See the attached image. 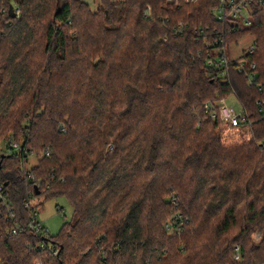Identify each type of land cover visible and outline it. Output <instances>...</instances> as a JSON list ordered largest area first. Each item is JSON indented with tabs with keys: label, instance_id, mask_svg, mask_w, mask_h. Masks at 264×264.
<instances>
[{
	"label": "trees",
	"instance_id": "trees-1",
	"mask_svg": "<svg viewBox=\"0 0 264 264\" xmlns=\"http://www.w3.org/2000/svg\"><path fill=\"white\" fill-rule=\"evenodd\" d=\"M219 4L0 0V142L21 146L0 181L23 221L41 194L74 209L58 236L6 234L0 217V263L264 264V91L208 66L216 40L251 34L241 59L264 81V6L230 33ZM232 95L245 133L205 109Z\"/></svg>",
	"mask_w": 264,
	"mask_h": 264
},
{
	"label": "built area",
	"instance_id": "built-area-1",
	"mask_svg": "<svg viewBox=\"0 0 264 264\" xmlns=\"http://www.w3.org/2000/svg\"><path fill=\"white\" fill-rule=\"evenodd\" d=\"M168 1L176 2V4L179 2V0ZM255 4L264 6V0H220L219 6L213 10V14L219 22L228 21L230 23V33L233 31L236 32L252 25V13L254 12ZM225 40V35L220 38V41L216 40L215 45L218 44V47L214 48L212 52H209L208 66L217 76L228 79L230 66L237 65L238 72L246 75L247 84L249 86H256L260 92L263 93L264 81L257 80L258 74L255 71L256 64L252 63L251 65H247L246 62L241 59L243 54H249L255 51L254 45H250L247 50L244 49L239 57L231 58L228 51L229 46H227ZM208 45L212 46L213 44L209 42ZM227 99H220L216 102H206L205 109L210 115V118H220L222 122L227 123L231 127H236L243 132L248 131L253 121L249 119L247 112L242 106L241 109L238 110L236 107L226 102ZM256 103L264 118V94ZM218 108L220 109V113L218 112ZM20 150V144L15 140L14 136H10L4 142V145H0V158L11 156ZM25 205L29 209L28 221H23L18 218L14 205L9 199L6 184L0 181V217H3L6 222L9 223L7 227L3 228L5 229V233L17 234L30 231L39 236H51L50 230L38 218L42 204L33 203L32 198H30L25 202ZM57 210H61V207L57 206ZM3 229L0 227V233H2L1 231ZM45 248L49 249L54 254L57 252L55 245H48L45 242H41L39 249L43 250ZM237 259H240L239 255Z\"/></svg>",
	"mask_w": 264,
	"mask_h": 264
},
{
	"label": "rangeland",
	"instance_id": "rangeland-1",
	"mask_svg": "<svg viewBox=\"0 0 264 264\" xmlns=\"http://www.w3.org/2000/svg\"><path fill=\"white\" fill-rule=\"evenodd\" d=\"M84 1L89 5V7L92 10H96L101 4V0H84ZM15 11L17 12V14H19L18 12L20 10L16 8ZM49 20H50V16L45 19V21H49ZM253 41H254V36L250 34L240 39L238 42L230 44L228 48L230 57L231 58L239 57L244 49L247 50L249 46L253 44ZM221 99H225V98H221ZM226 102L233 105L238 110L241 109V103L234 95L230 96ZM218 112L220 113L219 108H218ZM7 139H3L0 142V145H4V142ZM36 164H38V158L36 156L30 157L29 162L26 165L27 169L30 170L34 168ZM32 201L33 203L36 204H42V206L40 207L41 209L38 218L50 230L51 234L54 236H58L60 234L65 223H71L72 221H74V215H73L74 209L70 204L69 200L64 196H57L47 199L43 194H41L33 197ZM57 206H60L61 210H57ZM235 230L238 229L232 230L231 231L232 233L230 232V235L234 234V232H236ZM208 233L212 234L210 230ZM224 236H229V233ZM254 236L259 237V234H254ZM186 254L187 253L185 252L184 254L177 256L184 257Z\"/></svg>",
	"mask_w": 264,
	"mask_h": 264
},
{
	"label": "water",
	"instance_id": "water-1",
	"mask_svg": "<svg viewBox=\"0 0 264 264\" xmlns=\"http://www.w3.org/2000/svg\"><path fill=\"white\" fill-rule=\"evenodd\" d=\"M9 10H10L11 16H12L13 18L17 17L18 14H17V12L15 11V7H14L13 4L10 5V9H9ZM2 159H3V157L0 158V167L2 166ZM35 188H36V194H40V191H39L38 187L35 186Z\"/></svg>",
	"mask_w": 264,
	"mask_h": 264
}]
</instances>
